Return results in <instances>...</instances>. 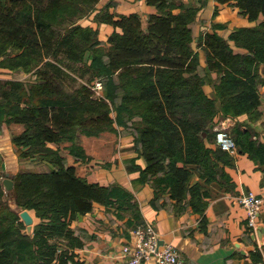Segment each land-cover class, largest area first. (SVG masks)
<instances>
[{
    "label": "trees",
    "instance_id": "obj_1",
    "mask_svg": "<svg viewBox=\"0 0 264 264\" xmlns=\"http://www.w3.org/2000/svg\"><path fill=\"white\" fill-rule=\"evenodd\" d=\"M98 1L0 0V66L33 76L0 79V122L23 125L13 137L20 156L51 165L14 176L18 209L10 206L0 182V264H84L76 252L84 242L72 222L91 211L95 201L113 207L118 216L129 211L134 228L143 223L127 189L77 176L48 142H70L68 152L84 160L76 142L80 134L130 128L134 149L145 160L139 179L154 189L151 203L166 191L176 200L188 195L192 209L201 213L207 192L192 180L193 166L205 183L227 177L220 163L229 154L215 143L216 124L226 117L259 115L264 0H217L256 23L225 34L218 32L224 26L214 23L198 36L206 70L217 73L211 95L204 92L207 73H201L192 46L190 23L197 7L172 13L161 1L146 27L136 13L114 19L107 11L97 12L96 22L120 28L103 40L97 29L80 21ZM97 79L99 97L92 89ZM254 134L237 126L231 135L242 152L264 163V142ZM21 209L38 218L31 233L24 231Z\"/></svg>",
    "mask_w": 264,
    "mask_h": 264
},
{
    "label": "crops",
    "instance_id": "obj_2",
    "mask_svg": "<svg viewBox=\"0 0 264 264\" xmlns=\"http://www.w3.org/2000/svg\"><path fill=\"white\" fill-rule=\"evenodd\" d=\"M161 1L172 8V13L182 12L188 7L198 8L190 23L192 46L198 52L201 73L203 69L207 73L204 92L211 95L217 73L206 70L204 52L197 47L196 41L200 33L211 30L214 23L224 26L218 30L221 34L236 26L256 23L244 17L236 6L217 0H205L203 5L199 0H99L96 9L80 21L97 29L99 38L104 40L114 29L120 31V28H114L107 22H96L94 14L107 11L118 19L120 15L136 13L140 16L142 27H146L149 16L158 13ZM261 68L264 70V64ZM0 79L29 81L33 76L22 70L0 66ZM259 91V115L256 119L248 114L226 117L220 119L216 127H224L231 134L237 126L242 130L249 129L255 133L253 139L264 142V85L260 86ZM22 130L20 123L0 122V182L8 175L13 180V187V178L19 171L41 172L51 167L38 158L19 155L20 148L13 142V137ZM76 142L83 148L86 159H78L70 154L68 141L47 144L58 149L66 164L74 167L77 176L88 182L105 186L116 183L127 189L137 205L141 221L152 224L162 242L176 247L181 264H264V163L242 152L238 145L237 152L229 155L226 163H220L227 176L220 181L205 183L199 179L197 167L193 166L192 180H199L207 192L203 199L205 207L200 213L192 209L188 195L176 200L166 191L159 195L155 204L151 203L154 189L150 183L139 179V167L145 166V160L134 149L130 128L116 127L115 130H105L91 136L80 134ZM13 187L12 190H5L3 186L7 201L15 208ZM248 191L263 198L254 230L247 227L245 210L238 202V197ZM28 212L32 218L38 219L32 210ZM131 219L129 211H122L118 216L113 207L99 201L93 203L91 211L78 215L72 227L84 242L83 247L76 249L84 264H125L116 254L133 236L134 226L129 224ZM143 264L154 263L148 261Z\"/></svg>",
    "mask_w": 264,
    "mask_h": 264
},
{
    "label": "built area",
    "instance_id": "obj_3",
    "mask_svg": "<svg viewBox=\"0 0 264 264\" xmlns=\"http://www.w3.org/2000/svg\"><path fill=\"white\" fill-rule=\"evenodd\" d=\"M92 89L98 97L102 95V84L99 79L95 80ZM214 138L216 145L229 155L237 152L238 146L226 128L215 127ZM238 202L245 210L247 227L254 230L257 227V217L263 198L248 191L238 197ZM132 234L131 240L123 244L116 254L121 262L143 264L153 261L154 264H181L176 247L171 243H160L161 237L152 224L145 222L139 224L133 229Z\"/></svg>",
    "mask_w": 264,
    "mask_h": 264
},
{
    "label": "water",
    "instance_id": "obj_4",
    "mask_svg": "<svg viewBox=\"0 0 264 264\" xmlns=\"http://www.w3.org/2000/svg\"><path fill=\"white\" fill-rule=\"evenodd\" d=\"M2 184H3L4 188H5V190H12L13 180L7 175L2 180ZM19 215H20L21 219L23 220L24 224L26 225L27 231L30 232L31 224H32V221H33L32 216L30 215V213L26 209L20 211ZM160 243H162V241H160Z\"/></svg>",
    "mask_w": 264,
    "mask_h": 264
},
{
    "label": "rangeland",
    "instance_id": "obj_5",
    "mask_svg": "<svg viewBox=\"0 0 264 264\" xmlns=\"http://www.w3.org/2000/svg\"><path fill=\"white\" fill-rule=\"evenodd\" d=\"M93 7H94V5H93ZM15 50L14 49H10V53H13ZM29 78L31 79V77L29 76ZM11 202V201H10ZM14 206V205H13ZM13 208V207H12ZM14 209H18L17 207H15ZM22 210V209H21ZM21 210H19V211H21ZM34 213V212H33ZM31 215V214H30ZM35 215V214H34ZM33 219V221H32V224H31V230H30V232H32V229H33V225L35 224V223H33L34 221H37V219L36 218H32ZM24 231H26L27 233H28V231H27V229H26V226H25V230Z\"/></svg>",
    "mask_w": 264,
    "mask_h": 264
}]
</instances>
